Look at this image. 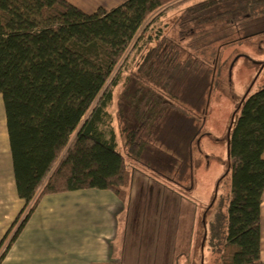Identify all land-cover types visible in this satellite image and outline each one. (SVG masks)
<instances>
[{
    "label": "trees",
    "instance_id": "16d2710c",
    "mask_svg": "<svg viewBox=\"0 0 264 264\" xmlns=\"http://www.w3.org/2000/svg\"><path fill=\"white\" fill-rule=\"evenodd\" d=\"M186 1L125 0L110 11L86 14L65 0H0V97L16 194L24 202L0 241L1 248L12 231L0 262L46 195L98 190L124 202L132 161L144 163L141 156L155 142L152 129L163 110L186 113L170 86L175 74L204 65L193 55L202 51L196 44L208 35L204 28L264 16V0H201L182 9L175 38L168 39L161 18ZM119 83L121 148L107 121ZM131 84L138 89L129 129L121 101ZM256 96L241 101L228 140L226 224L215 219L208 231L215 264H264V102Z\"/></svg>",
    "mask_w": 264,
    "mask_h": 264
},
{
    "label": "rangeland",
    "instance_id": "374dc122",
    "mask_svg": "<svg viewBox=\"0 0 264 264\" xmlns=\"http://www.w3.org/2000/svg\"><path fill=\"white\" fill-rule=\"evenodd\" d=\"M197 1L201 0H188L162 16L159 26L168 39L175 38L174 21L178 14ZM235 24L204 28L209 33L196 44L202 51L193 54L204 65L186 74H175L170 86L185 115L173 109L163 110V118L152 129L155 142L141 156L148 165L132 161V168L146 177L147 187L138 191L140 194L134 189L131 204H143L148 199L149 203L182 205L179 249L184 256L179 264L216 263L217 255L208 244V231L215 219L222 227L226 224L232 164L228 140L242 114L241 101L264 86V16ZM120 85L107 108V121L119 148L123 142L115 115ZM128 88V96L121 104L130 129L134 126L131 101L138 87L131 84ZM161 157L166 161L162 170ZM11 234L12 231L0 252Z\"/></svg>",
    "mask_w": 264,
    "mask_h": 264
},
{
    "label": "crops",
    "instance_id": "0c3cea01",
    "mask_svg": "<svg viewBox=\"0 0 264 264\" xmlns=\"http://www.w3.org/2000/svg\"><path fill=\"white\" fill-rule=\"evenodd\" d=\"M65 1L92 14L98 9L110 11L125 0ZM255 95L264 102V91ZM159 161L162 170L165 158ZM145 179L141 171L132 169L124 202L98 190L42 197L0 264H179L184 256L179 249L182 205L149 203L148 199L131 204L134 189L140 194L147 187ZM23 208L16 194L0 97V241ZM260 259L264 263V191Z\"/></svg>",
    "mask_w": 264,
    "mask_h": 264
}]
</instances>
